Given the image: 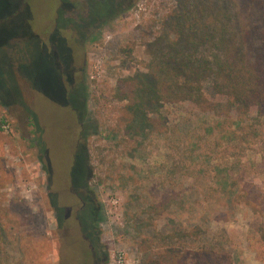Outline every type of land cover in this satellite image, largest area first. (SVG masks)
<instances>
[{
  "label": "rangeland",
  "instance_id": "374dc122",
  "mask_svg": "<svg viewBox=\"0 0 264 264\" xmlns=\"http://www.w3.org/2000/svg\"><path fill=\"white\" fill-rule=\"evenodd\" d=\"M182 1L109 0L112 11L103 18L107 0H0V36L5 35L2 40L0 37V236L3 234L5 238L0 240V264H67L70 261L66 259L64 245L86 238L85 232L71 223L59 224L57 202L52 200L60 192L54 186L66 182L63 176L72 151L85 152L89 171L87 189L95 193L96 264H140L138 241L145 234L170 231L171 220L184 228L193 223L203 229L208 226L202 220L206 211L201 208L206 204L200 201L202 195H198L206 183L199 188L193 186L194 192L188 187L196 175L209 174L214 178L210 181V188L214 189L215 174L222 176L221 167L227 161L232 162L235 150L219 137L222 128L215 127L212 117L201 116L188 105L163 109L169 123H179L180 118H185L192 127L201 123L202 127L194 134V138L201 139L196 151L202 157L219 160L206 162L200 170V162L187 160L190 154L184 155L183 150L190 149L173 142L171 132L167 136L151 134L144 140H130L119 124L122 103L117 99L116 89L120 80L148 70V45ZM212 1L220 4V0ZM33 2L36 6L32 15ZM191 3L187 1L188 6ZM243 4L247 5L246 0L227 2L233 18L237 19V11L243 9ZM60 9L62 13L67 11V15L72 9L76 11L78 18L74 25L81 31L74 36L80 46L76 58L82 93L78 104H83L80 131L67 121L65 106L59 109L57 95L63 90L57 60L64 61L67 47L74 46L69 33L64 30L55 35L61 39L57 53L46 47L42 39L29 43L26 36L18 35L22 33L19 28H27L32 22L40 33L43 27L44 34L52 33L51 21ZM243 10L246 17L239 19L255 23L257 16H250L254 12L252 5ZM59 22L63 27L66 18L60 17ZM46 76L51 79L49 86ZM207 95L213 97L208 91ZM33 113L37 122L31 118ZM252 118L257 140L244 148L250 159L243 165L245 181L260 184L264 182V119H255L254 114ZM228 127L237 128V123L227 121L223 130ZM37 139L46 153V163L36 145ZM223 157L228 159L220 162ZM214 165H220V169L217 171ZM67 183L62 192L68 191L75 199L71 204L68 198H60L58 202L67 204L66 210L75 215L82 207V198L74 195L73 187L68 180ZM171 190L181 193L170 209L157 218L154 206ZM186 196H191V208L185 210L183 205L184 211L177 209V202L183 203ZM258 219L253 211L242 208L235 221L210 224L217 240H224L222 233L218 235L220 229L226 231L234 264H264L257 260L262 246L256 241L258 237L250 235L249 228ZM138 225L144 227L143 235L136 234Z\"/></svg>",
  "mask_w": 264,
  "mask_h": 264
},
{
  "label": "trees",
  "instance_id": "16d2710c",
  "mask_svg": "<svg viewBox=\"0 0 264 264\" xmlns=\"http://www.w3.org/2000/svg\"><path fill=\"white\" fill-rule=\"evenodd\" d=\"M187 1H192V6H188ZM228 1L230 0H220V4H216L212 0H183L179 9L162 24L161 33L148 45V70L120 80L117 86V99L122 103L119 124L123 126L130 140H144L151 134L167 136L171 132L173 142L190 149L183 150L184 155L190 154L187 160L197 159V162H200V170H203L206 162L211 163L219 159L202 157L198 150L196 151V144L201 139L194 138V134L202 127L201 123L198 127H192L185 118H180L179 123H169L167 113L165 115L163 112L166 106L175 109L188 105L197 114L212 117L215 127L222 128L219 137L221 135L226 144L235 150L232 162L227 161L221 167L223 175L215 174L214 189L210 188V181L214 178H210L209 174L205 177L195 174L196 179L190 182L191 186L188 187L189 191L194 192L195 187L199 188L202 183H206L198 195H202L200 201L206 204L201 209L206 211L202 220H205L208 226L203 229L192 222V226L184 228L182 224L171 220L173 228L170 231L159 230L150 235L145 234L137 244L140 264H234L226 231L220 229L218 235L222 233L224 240H217V234L213 233L210 224L213 221H235L242 208L253 211L259 218L251 223L249 228L250 235L253 238L258 237L256 241L262 246L260 258L257 260L264 263V182H246V167L243 165L250 159L244 148L257 140V130L250 122L252 115H255V119H264V0H246L247 5L251 4L254 11L250 16H257L255 23H244L239 19L246 17L243 10L246 9V4H243L241 11H237V19L233 18L227 5ZM35 6L33 2L32 15ZM104 6L107 11L102 15L103 18L112 11L109 0ZM51 22L53 29V20ZM25 27L19 28L22 33L18 35L26 36L29 43L35 39L40 40L39 37L45 33L44 27L40 33L33 22L28 29ZM4 36V33L0 36L3 37L1 40ZM78 72L77 69L75 78L71 80L75 83L72 88V83L68 82L66 75L59 68L63 90H59L57 95L61 104L59 109L62 105L65 106L67 121L73 122L75 128L80 131L83 104H78L79 98L82 97L78 87L80 81H77ZM47 77L45 82L49 86L51 79ZM207 91L211 93L212 98L208 97ZM31 118L34 121L37 119L34 113ZM227 121H235L237 128L228 127L223 130ZM66 138L68 144L69 138ZM192 144L195 150L191 149ZM36 145L46 163V153L41 148L40 140L37 139ZM218 145L220 146V143ZM227 159L223 157L220 162ZM86 163L84 151L69 153L68 167L63 176L66 182L63 186H54L59 188V195L51 194L53 202H57L55 210L59 224L71 223L70 225L80 228L86 234L85 239L64 245L66 259L70 261L67 264L97 263L93 246L98 241V213L93 201L95 193L87 189L89 171ZM216 167L218 171L220 165L213 166ZM46 170L50 182V172L48 168ZM201 178H206V181ZM67 180L75 191L74 195L82 198V207L75 215L72 210H66L67 204L61 205L58 202L60 198H68L67 201L71 204L75 199V196L68 191L64 193L62 189ZM180 193L175 190L165 193L161 201L154 206L155 216L161 218L164 211L170 209L171 203L176 202ZM190 199L191 196H186V200L183 203L177 202L175 207L181 210L186 206L185 210H189ZM143 229L144 227L138 225L136 234L143 235ZM3 239L5 238L2 234L0 240ZM248 246L252 249L251 243ZM71 249L74 251L70 252Z\"/></svg>",
  "mask_w": 264,
  "mask_h": 264
},
{
  "label": "flooded vegetation",
  "instance_id": "af4514ba",
  "mask_svg": "<svg viewBox=\"0 0 264 264\" xmlns=\"http://www.w3.org/2000/svg\"><path fill=\"white\" fill-rule=\"evenodd\" d=\"M131 1V0H130ZM63 4L61 5V8H63ZM76 8V7H75ZM61 10H57V17L55 18V20L53 21V25L54 28L52 29L53 32L49 33V34H44L42 37H39L40 39L43 40V42L45 43V46L50 48L54 53H57V46L59 45V40L61 41V39L55 38V35H60L62 31H67L69 33V39L70 41H73V48L67 47L69 51H67L64 55V61L62 59H58L57 60V66L58 68L61 69V71L63 72V74L66 75V78L68 79V82H71V80L73 79V77L75 78V72H76V58L77 56L80 54L79 50H80V46L78 44L77 39L74 40V36L76 34L79 35L78 31H77V27L75 23V19L78 18V16L76 15V11L74 9L69 11V15L65 13L60 12ZM67 15V16H66ZM60 17H64L66 18V23L65 25L60 24L59 22V18ZM28 29V28H27ZM61 44V42H60ZM75 47V48H74ZM72 86L70 84V86L72 88L75 87V83L71 82ZM83 207H85V204H83Z\"/></svg>",
  "mask_w": 264,
  "mask_h": 264
}]
</instances>
